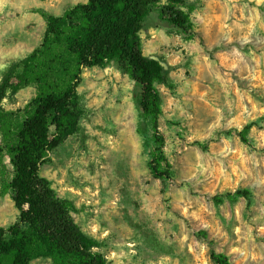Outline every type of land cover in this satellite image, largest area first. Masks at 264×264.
Instances as JSON below:
<instances>
[{"label": "rangeland", "instance_id": "obj_1", "mask_svg": "<svg viewBox=\"0 0 264 264\" xmlns=\"http://www.w3.org/2000/svg\"><path fill=\"white\" fill-rule=\"evenodd\" d=\"M86 0H0V114L37 94L24 66L50 17ZM194 38L149 13L144 54L166 71L157 85L159 130L172 169L150 168V122L135 82L115 63L85 68L76 129L40 174L71 201L72 215L107 264H264V0H186ZM245 132L247 142L237 134ZM249 189L243 198L213 197ZM18 210L0 184V227ZM30 264H55L38 257Z\"/></svg>", "mask_w": 264, "mask_h": 264}, {"label": "trees", "instance_id": "obj_2", "mask_svg": "<svg viewBox=\"0 0 264 264\" xmlns=\"http://www.w3.org/2000/svg\"><path fill=\"white\" fill-rule=\"evenodd\" d=\"M186 0H86L62 16L50 17L44 38L28 56L24 80L37 85L36 96L22 109L0 114V184L18 210L16 220L0 227V264H30L38 257L55 264H107L75 221L70 200L61 198L40 167L48 153L74 132L78 120L77 86L85 68L115 63L135 82L136 104L150 122L153 148L149 168L162 180L172 175L159 130L161 97L157 85L166 71L147 57L141 29L157 8L162 20L193 39ZM244 130L237 134L247 142ZM252 200L249 189L215 195L213 201ZM216 264H232L228 255L211 252Z\"/></svg>", "mask_w": 264, "mask_h": 264}]
</instances>
